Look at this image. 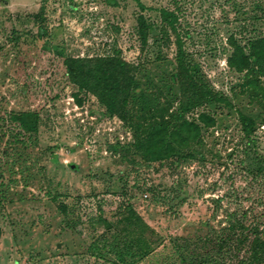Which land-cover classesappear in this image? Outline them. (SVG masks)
Returning <instances> with one entry per match:
<instances>
[{"label":"rangeland","instance_id":"1","mask_svg":"<svg viewBox=\"0 0 264 264\" xmlns=\"http://www.w3.org/2000/svg\"><path fill=\"white\" fill-rule=\"evenodd\" d=\"M137 1L0 0V264H196L199 252L215 253L203 240L235 211L250 239L252 223L264 236V171L247 170L256 153H246L238 118H254L264 156V109L244 86L247 72L228 64L230 36L247 48L264 34V0ZM163 7L177 15L174 28ZM139 15L150 27L145 43ZM178 38L190 74L230 104L185 114L205 112L215 123L179 149L194 157L169 167L136 146L154 108L176 123ZM103 57L132 66L150 95L148 114L130 98L123 115L110 116L74 82L68 64ZM24 111L38 114L37 131L12 119ZM247 243L228 260L245 255Z\"/></svg>","mask_w":264,"mask_h":264},{"label":"trees","instance_id":"2","mask_svg":"<svg viewBox=\"0 0 264 264\" xmlns=\"http://www.w3.org/2000/svg\"><path fill=\"white\" fill-rule=\"evenodd\" d=\"M137 2L140 3L139 0ZM140 5L142 4L140 3ZM159 13L163 21L172 28L175 27L177 15L173 10L163 7L159 9ZM137 23L138 35L141 42L145 43L150 27L146 24L142 15L138 16ZM230 43L232 50L228 57V64L239 72H247L250 77L244 82V86L247 88L250 97L257 99L264 109V88L258 86L257 78L260 74L264 76V34L256 39L249 40L247 48L234 43L231 36ZM176 47L178 82L182 93L179 112L175 116L176 123L173 125L172 121L165 118L166 116L162 115L158 108H154L151 114L153 119L148 123L143 137L138 140L136 146L144 160L157 162L159 165L167 164L169 167L176 166L175 164H180L194 157L191 152L183 153L179 149H182L188 142L197 141L201 138V124L211 127L215 123L214 117L205 112H200L197 120H190L185 117V114L205 103L223 102L227 105L230 104L226 97L200 83L190 74L184 62L183 44L180 38L177 39ZM75 61L79 65L74 68L68 64L69 74L75 83H82V87H87L95 93L99 101L105 106L108 115H123L130 98L140 105L143 115L148 114L147 110L150 109L152 103H150V95L143 92L136 83L132 73L133 68L127 61L120 57H103L93 61L79 58ZM91 74L97 76V82L90 83L86 81V77ZM11 117L25 131L35 132L38 130V114L35 112L24 111L12 114ZM238 118L248 147L245 150L246 153H256L252 159L255 165H248L247 170L251 174H256L255 169L264 171V156L256 152L255 146L256 122L252 116L241 111H238ZM177 149L178 151H176ZM202 161H204V158H202ZM237 214V211L228 214L229 225L215 231L210 238L203 240L204 243L211 245L210 249L215 250V253L213 254L211 250L204 251V253L199 252L195 258L196 264L264 263V236L258 228L259 225L252 223L250 227L249 225L245 227L252 234L250 239L248 233L244 232L245 225L242 218H238ZM245 242H248L249 247L247 253L244 251L245 255H239V252H236V258L228 260V251L241 250Z\"/></svg>","mask_w":264,"mask_h":264}]
</instances>
